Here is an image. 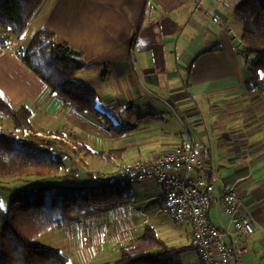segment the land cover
Segmentation results:
<instances>
[{"label": "crops", "instance_id": "obj_1", "mask_svg": "<svg viewBox=\"0 0 264 264\" xmlns=\"http://www.w3.org/2000/svg\"><path fill=\"white\" fill-rule=\"evenodd\" d=\"M241 1L45 0L25 35L7 39L13 49L7 40L0 45V93L15 109L32 110L28 137L62 146L67 172L84 178L187 146L186 125L215 195L238 192L242 215L252 218L255 231L241 242L248 250L241 263L264 264V76L260 89L249 90L254 61L235 45L242 42L235 12ZM31 30L32 38L41 30L55 33L58 43L83 54L86 67L76 80L99 95L106 118L81 114L28 69L17 50L28 45ZM11 127L0 115V130ZM86 150L115 154L104 160ZM131 193L122 204L68 218L50 230L55 245H41L59 250L68 264H103L118 260L121 245L153 226L169 246L192 248L183 264H201L191 224L165 212L163 187L138 181ZM209 220L220 229L228 225L220 204Z\"/></svg>", "mask_w": 264, "mask_h": 264}, {"label": "trees", "instance_id": "obj_2", "mask_svg": "<svg viewBox=\"0 0 264 264\" xmlns=\"http://www.w3.org/2000/svg\"><path fill=\"white\" fill-rule=\"evenodd\" d=\"M44 2L0 0L2 47L8 38L20 40L25 35ZM242 2L235 12L243 24L242 42L249 49L244 53L245 59L256 57L252 63L248 60L252 75L248 87L257 90L264 76V0ZM17 55L48 85L53 96L72 103L81 114L106 118L99 106V95L76 80L86 67L83 54L68 43H58L55 33L41 30L26 47L17 50ZM0 115L13 123V127L0 130V179L36 178L44 183L8 190L6 208H0V264H68L65 255L37 243L38 238L61 228L68 218L77 214L130 200L133 184L116 176L103 179L100 173L87 174V180L80 184H45L49 179L77 180L80 176L77 172H67L62 146L28 137L33 129L29 107L22 105L15 109L0 93ZM66 137L76 143L72 136ZM86 151L104 160L115 154ZM2 200L0 195V203ZM191 249L169 246L157 229L145 226L141 236L119 247L118 260L103 264H183L184 255Z\"/></svg>", "mask_w": 264, "mask_h": 264}, {"label": "built area", "instance_id": "obj_3", "mask_svg": "<svg viewBox=\"0 0 264 264\" xmlns=\"http://www.w3.org/2000/svg\"><path fill=\"white\" fill-rule=\"evenodd\" d=\"M8 47L13 43L7 40ZM187 146L172 149L166 155L152 160L135 159L124 162L113 172H101L103 179L120 177L134 184L153 180L165 191L166 213L178 222H189L201 264H242L248 250L241 242L255 231L252 218L242 215L243 200L238 192L226 191L218 198L212 183L201 170L202 159L195 149L189 130L184 132ZM220 204L229 219L226 229H220L209 220V212Z\"/></svg>", "mask_w": 264, "mask_h": 264}, {"label": "rangeland", "instance_id": "obj_4", "mask_svg": "<svg viewBox=\"0 0 264 264\" xmlns=\"http://www.w3.org/2000/svg\"><path fill=\"white\" fill-rule=\"evenodd\" d=\"M244 1V0H242ZM241 1V3H243ZM241 3H238L236 6H240ZM236 7V8H237ZM32 30L29 32V35L27 36L26 39V45L29 43V41L31 40L33 34H32ZM256 57L254 55L249 56V60L250 61H255ZM9 124V123H8ZM184 127V132L187 131L188 127H186V125L183 126ZM76 153V152H75ZM38 179H34V178H23V179H10V180H5V179H0V195L1 198H3L2 200V204H3V208H6L7 205V201L10 197V193L8 190L14 189L16 187H21L24 184H34L36 185H41L44 184L42 182H38ZM87 179H85L84 177H78L77 180H65V179H49L47 182H45V184H57V185H61V184H66V185H73V184H80L83 181H86ZM2 187L7 188L6 190L2 189ZM228 223H229V219H228ZM57 236H55L54 234L47 233L41 236L40 239H38L36 242L39 244H48V245H55V243H51V240H56ZM56 246L61 247L62 250H64L61 246V242L56 244Z\"/></svg>", "mask_w": 264, "mask_h": 264}, {"label": "water", "instance_id": "obj_5", "mask_svg": "<svg viewBox=\"0 0 264 264\" xmlns=\"http://www.w3.org/2000/svg\"><path fill=\"white\" fill-rule=\"evenodd\" d=\"M235 45L244 52H247L249 50L247 46L244 43L242 44L241 40L239 39L235 40Z\"/></svg>", "mask_w": 264, "mask_h": 264}, {"label": "snow or ice", "instance_id": "obj_6", "mask_svg": "<svg viewBox=\"0 0 264 264\" xmlns=\"http://www.w3.org/2000/svg\"><path fill=\"white\" fill-rule=\"evenodd\" d=\"M0 208H3V204L2 203H0Z\"/></svg>", "mask_w": 264, "mask_h": 264}]
</instances>
